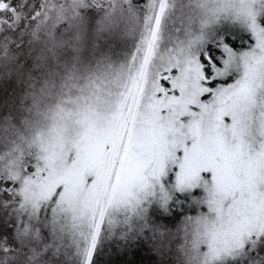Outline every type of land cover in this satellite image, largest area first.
<instances>
[{
	"label": "snow or ice",
	"instance_id": "obj_1",
	"mask_svg": "<svg viewBox=\"0 0 264 264\" xmlns=\"http://www.w3.org/2000/svg\"><path fill=\"white\" fill-rule=\"evenodd\" d=\"M144 250L264 264V0H0V264Z\"/></svg>",
	"mask_w": 264,
	"mask_h": 264
},
{
	"label": "trees",
	"instance_id": "obj_2",
	"mask_svg": "<svg viewBox=\"0 0 264 264\" xmlns=\"http://www.w3.org/2000/svg\"><path fill=\"white\" fill-rule=\"evenodd\" d=\"M239 43V41H237ZM189 214H195V213H189ZM182 219V218H181ZM168 229H170L172 232H175L177 227L179 226L178 221H162ZM167 259L168 257H161L158 254H153L148 252L147 250H144L141 252L140 259L143 261V264H159L161 259ZM115 261V257L111 256L109 253H106L105 255L101 256L99 264H112V262Z\"/></svg>",
	"mask_w": 264,
	"mask_h": 264
}]
</instances>
